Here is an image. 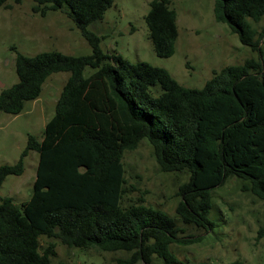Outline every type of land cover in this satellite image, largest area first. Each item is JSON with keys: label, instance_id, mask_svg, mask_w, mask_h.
<instances>
[{"label": "trees", "instance_id": "1", "mask_svg": "<svg viewBox=\"0 0 264 264\" xmlns=\"http://www.w3.org/2000/svg\"><path fill=\"white\" fill-rule=\"evenodd\" d=\"M7 2L0 0V8L9 9ZM35 3L42 17L64 13L92 54L17 53L19 82L1 92L0 112L17 116L40 97L50 76L70 77L42 139L30 135L18 163L0 166L1 192L8 176L23 175L30 152L39 154L31 199L16 204L0 197V264H50L56 244L42 250V237L69 248L131 253L121 264H213L182 261L170 250L186 238L166 212L141 200L122 206L124 153L148 139L162 172L189 176L179 187L176 208L186 226L213 229L212 192L230 177L245 180L244 190L264 202V60L216 72L203 89L185 88L166 69L101 49L100 37L89 28L104 19L114 0ZM214 15L262 54L263 35L251 21L263 20L264 0H216ZM145 22L157 56L172 57L179 31L171 1L153 0ZM88 67L95 72L85 77Z\"/></svg>", "mask_w": 264, "mask_h": 264}, {"label": "rangeland", "instance_id": "2", "mask_svg": "<svg viewBox=\"0 0 264 264\" xmlns=\"http://www.w3.org/2000/svg\"><path fill=\"white\" fill-rule=\"evenodd\" d=\"M152 1L114 0L104 19L90 26L89 29L100 37L105 53L119 54L131 63L146 62L166 69L181 86L190 89H203L214 73L229 66L243 65L249 59L264 60V18L260 22L251 21L254 29L263 35L259 45L261 54L243 45L227 25L215 20L216 0H170L171 8L177 13L179 36L174 55L158 57L145 22ZM6 5L9 9L0 8V83L4 89L19 82L17 53L26 57L52 51L76 57L92 54L88 41L64 13L51 11L42 17L34 12L35 0H8ZM94 72L88 67L84 75L90 77ZM69 77L70 73L50 76L40 97L27 102L21 114L0 112V166L18 163L30 135L42 139ZM2 91L0 89V94ZM38 163L39 154L30 152L24 160L23 175L8 176L0 197L12 198L16 204L30 200ZM123 165L127 183L122 206L128 207L141 200L145 206L173 217L184 230L180 237L186 238V243L181 241L170 246L180 260L264 264V202L244 190L245 180L230 177L212 192L209 217L214 227L206 231L186 226L176 215L181 200L179 187L189 176L162 172L148 139H143L135 151L124 153ZM50 243L56 244L57 253L50 264H121L132 256L128 252L69 248L59 240L46 237L41 238V249L45 250Z\"/></svg>", "mask_w": 264, "mask_h": 264}, {"label": "water", "instance_id": "3", "mask_svg": "<svg viewBox=\"0 0 264 264\" xmlns=\"http://www.w3.org/2000/svg\"><path fill=\"white\" fill-rule=\"evenodd\" d=\"M0 89L4 90V85L0 83Z\"/></svg>", "mask_w": 264, "mask_h": 264}]
</instances>
